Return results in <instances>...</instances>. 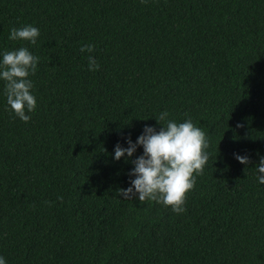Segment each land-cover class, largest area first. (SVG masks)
Segmentation results:
<instances>
[{
	"label": "trees",
	"instance_id": "16d2710c",
	"mask_svg": "<svg viewBox=\"0 0 264 264\" xmlns=\"http://www.w3.org/2000/svg\"><path fill=\"white\" fill-rule=\"evenodd\" d=\"M26 25L35 45L9 39ZM20 47L40 61L27 123L0 79L7 264H264V0H0V61ZM164 111L210 142L181 214L117 195L143 147L115 146Z\"/></svg>",
	"mask_w": 264,
	"mask_h": 264
},
{
	"label": "clouds",
	"instance_id": "9594fccd",
	"mask_svg": "<svg viewBox=\"0 0 264 264\" xmlns=\"http://www.w3.org/2000/svg\"><path fill=\"white\" fill-rule=\"evenodd\" d=\"M39 36L37 27L26 25L19 29L12 28L9 39L35 45ZM95 49L94 44H85L80 52L91 54ZM87 59L90 71L99 69L100 65L93 55H88ZM39 61L40 57L27 47L5 51L0 61V79L5 81L7 103L14 114L26 123L31 119L28 113L37 108V99L31 91L34 83L30 77L36 74ZM169 115L164 111L156 117L162 125L159 130L145 125L135 142L130 136L127 138L128 147L120 143L115 146L114 159L117 161L122 157L128 161L138 147H143V154L131 159L134 168L129 172L130 186L118 189L117 195L124 199L138 198L141 204L155 201L181 214L187 211V196L195 188L197 177L204 174L210 158L207 151L210 142L206 133L190 118L177 122L168 119ZM234 155L240 163H249V157ZM257 171L261 174L257 177L258 182L264 184V157H261ZM0 264H7L3 256H0Z\"/></svg>",
	"mask_w": 264,
	"mask_h": 264
}]
</instances>
